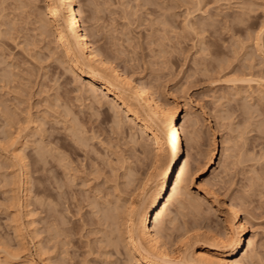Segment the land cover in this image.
I'll use <instances>...</instances> for the list:
<instances>
[{
    "label": "rangeland",
    "instance_id": "1",
    "mask_svg": "<svg viewBox=\"0 0 264 264\" xmlns=\"http://www.w3.org/2000/svg\"><path fill=\"white\" fill-rule=\"evenodd\" d=\"M76 3L92 46L180 112L190 168L157 228L178 249L176 229L196 211L209 218L196 226L214 235L243 230L251 248L236 257L264 264V0ZM44 5L0 0V264H136L123 253V202L164 162L154 172L151 138L66 71L41 33ZM229 199L243 228L227 215Z\"/></svg>",
    "mask_w": 264,
    "mask_h": 264
},
{
    "label": "bare ground",
    "instance_id": "2",
    "mask_svg": "<svg viewBox=\"0 0 264 264\" xmlns=\"http://www.w3.org/2000/svg\"><path fill=\"white\" fill-rule=\"evenodd\" d=\"M41 11L44 17L43 23L47 25V29L46 27L40 28L41 33L49 31L55 39L58 55L67 64L66 71L76 73L87 85L94 88L90 91H93L92 95L97 96V93H101L102 97L110 98L112 104L119 106L122 112L121 117L127 119L129 124L138 126L137 130H139L141 138L145 135L151 138V144L155 147L153 168L151 167L154 172L159 168L155 167L158 162H164V165L159 168L161 170L156 173L157 175L150 172V175H147L148 178L145 177L146 179L134 190L135 195H131L123 202L126 203L124 207L126 214L125 218L123 217L125 220L121 217L122 221L124 220L123 232L121 230L124 236L120 237L123 240V253L136 264H244L242 258L236 257L241 252L246 256L251 248V241L250 239L246 240L243 230H239L234 236L231 235L232 229L227 227L231 230L221 235H214L208 227L206 230H202L196 226L209 218L194 211L196 213L193 212L191 217L186 216L185 221L187 222L190 217V223L186 224L184 221L185 225L183 223L179 226L180 229H176V231L179 230L177 233L179 248L177 249L171 244V234H165L167 226H163L165 230H162L163 227L157 228L161 224L160 221H163L161 218L165 215L168 204L177 201L190 168V158L183 149L185 129L181 124L178 125L180 114L178 108L176 106L169 108L154 98L151 95L152 92L149 93L144 84L134 82L131 76L121 69L119 70L112 62L104 58L98 49L92 46L87 28L85 29L82 25L79 15L80 7L76 0H45L44 8ZM98 106L104 112L105 108L103 109L100 104ZM140 110L145 114H142ZM123 123L118 120L114 122L115 126L113 127L122 132L120 134L127 132L128 138L132 141L134 133L132 134L133 131L130 132V129H126L125 123ZM135 140L137 139L132 141L135 145L139 147L143 145V143L140 144V140L139 143ZM145 146L147 147V145ZM14 154L24 170L22 178L23 184H26L28 172L25 169L24 154L20 155L18 152H14ZM207 206L215 207L216 212H220L215 201H208ZM225 209L233 224L243 228L244 220L239 214L236 202L232 199L225 201ZM116 217L118 216L116 215ZM170 219L172 221V218ZM159 230H162V236ZM163 231L165 232L163 233ZM167 232H169V228ZM169 246L172 248L171 251H169Z\"/></svg>",
    "mask_w": 264,
    "mask_h": 264
},
{
    "label": "snow or ice",
    "instance_id": "3",
    "mask_svg": "<svg viewBox=\"0 0 264 264\" xmlns=\"http://www.w3.org/2000/svg\"><path fill=\"white\" fill-rule=\"evenodd\" d=\"M260 32H261L262 35H264V28H261ZM0 147H2V145H0Z\"/></svg>",
    "mask_w": 264,
    "mask_h": 264
}]
</instances>
